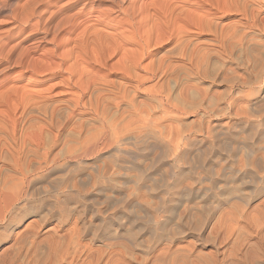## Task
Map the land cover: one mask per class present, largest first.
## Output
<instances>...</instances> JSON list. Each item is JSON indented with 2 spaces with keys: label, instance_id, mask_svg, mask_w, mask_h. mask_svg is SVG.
Wrapping results in <instances>:
<instances>
[{
  "label": "rangeland",
  "instance_id": "1",
  "mask_svg": "<svg viewBox=\"0 0 264 264\" xmlns=\"http://www.w3.org/2000/svg\"><path fill=\"white\" fill-rule=\"evenodd\" d=\"M131 1H133V0H127L126 3L128 4V2H131ZM147 1H149V0H136V3L139 6L140 4L143 5L145 2L148 3ZM160 1H162V0H160ZM176 1L177 0H175V1L171 0V3L172 2L174 3ZM63 2H67V0H63ZM63 2H61L60 4H57V5H62ZM79 5H81V4L74 6L73 11L72 10H70V11L65 10V12L63 11L61 13V16H66V15L68 16L70 13L71 14L77 13L81 8V6H79ZM97 5H99V2H96L95 6H97ZM105 5L109 6V4H105ZM101 7H106V6L101 5ZM84 11L86 12L87 9H85ZM64 14H66V15H64ZM116 14H114V15L116 16ZM6 15H5V13L0 14V21H1V23H0V29H1L0 36L2 35L7 40L8 47L15 45V43L18 44L19 42H21L20 46L22 47V49L28 48V50L31 51L30 55L32 57L30 56V59H28V61L32 62L31 59H36L37 57H40L41 52L39 50L33 51L31 48V47H33L31 45V43L33 40L35 41V39L41 37V34L37 33V34L32 35L30 33V28H27L25 32H20L19 30H13L12 26L9 24V22H10V19L8 18L9 15H7V16ZM116 17H118V16H116ZM155 17H156L155 14L152 15V18H150L151 19L150 21L155 20L152 22H157L158 20ZM162 18H163V21L162 20L161 21L164 24H162L161 21H159V23L161 22V24H159L158 22L155 23L157 30L154 29L155 31H153V33H151L152 35L154 34L153 35L154 37L152 38V40H155V42H156L155 38L157 36L155 35V33H157L160 36V34L161 35L164 34L163 33L164 30H166V32H167V33L165 32V35L169 36V37L167 38L165 36H162V37L160 36L161 38L160 37L159 38L161 40L157 39L158 40L157 42H159V40H160V42L162 44L159 43V45L157 43L154 44L152 42V46H150L146 52L147 54L145 57L147 59L145 57L142 58V61L140 63V66H142V65L144 66L146 64L145 66L147 68L145 66H144V68L148 69V70L151 67L152 68L154 67L153 68L154 70L152 68L151 69H152V71H155V76L151 80L145 81L143 84L138 85V83L136 81L137 79L135 80V78L132 79V82L131 81L130 82H124L122 80H119L120 74H117L116 71H114L111 75L110 74L111 70L108 67V65L109 66L112 65L113 64L112 62H114L116 60V58L114 61L113 60L107 61L105 68L104 67L100 68V66L95 65V68H94V66L91 68L93 71L89 69L90 71H92L90 76H92V77L94 76V77L99 78V79L96 78V80L97 81L100 80L99 82L101 84L102 83H108V82L111 83L112 80H113L112 82H114L116 80V82L121 81L120 82L121 84L126 83L125 88L126 89L128 88L127 89L128 93L126 91V93H125L126 96H124V99L126 98V101L124 99H120V97L117 99V101L119 99L121 101L124 100V102H121L119 100L120 101V104L118 105L119 107L114 108V106H116L115 105L116 103H113L114 105L111 104L110 102H113L110 99L111 97L105 96V98L103 99L105 102L102 100L101 103L98 105V106H101V108L103 107V109L105 111H103L100 107H97L98 113L101 114L103 112V114H105V112L106 113L108 112L105 115L109 116V111L112 112L113 109L114 110L116 109L115 111H113V114H115V112L118 114V111L120 113V110H123V111H121V113L122 112L124 113L126 110H129V108L130 109L133 108L132 110H129L130 112L128 111V113H126L124 116H122L123 115V113H122V115L118 114L115 118L116 114L114 116H112L113 114L111 115V113H110L111 116H109V118H107L108 116L106 117L110 121H111L110 117H112V120H114V118H115L114 122H117V121L119 122V121H122L123 119L128 120V118L131 116L130 114H132V112L134 115L136 113H139V112L135 111V109L137 110V108L135 106L137 104H138L137 105L138 108L140 106V109L141 108L143 110L145 109L144 111L146 112V111H148L147 108L150 107V106L147 107V105H154V106H151V108L155 107L156 109H158L160 107H158L159 104L157 105V103L161 102L163 105H166V104H168L166 102L167 100L170 103L173 102V105L174 104H176V105L181 104L182 105V103H184L182 107H186V109L188 111H185L186 109L183 108L185 114L183 113V114L179 115L178 113L177 114L169 113L168 115H166L169 118L165 116V114L163 113L161 108L158 110H156L155 108H152V109L149 108L146 119L148 118L151 120V116L152 117L154 116V119L156 117L157 118L159 117L158 119L155 120L156 122L154 121L153 118H152L153 120H151L150 122H151L152 127H153L154 123H157L159 128L164 126L163 127L164 132L162 131V129L158 130V128H157V133H160V135L162 137V139L161 138L160 139L162 140V142L164 141L163 143H166V145L164 144L166 147L168 144L165 141H168V143H170L169 146H173V145L178 143L177 141H174L175 139L173 137H175L177 135V137H175L177 139L180 135L182 136L185 132H187V135L185 133L183 136L194 137L196 134L197 135L199 134L198 137H203L204 130H205L203 128H206L208 126V124L213 125V126L214 125L218 126V125H223L225 122L224 125L231 126L232 124H236L238 121H240V122L244 121V120L246 121L247 117H245L243 115V114H245L244 112L242 114L244 116V118L241 116V114H239L238 117H235L233 115L236 113V116H237V112L235 111V110H237L236 104L239 103L243 107L248 100L247 99L248 95L253 94L252 96L258 97V96H261V94L264 92V67H262V65L264 64V61H263L264 47H262V45L258 43L259 42L258 40H256V43L249 42L247 44V46L245 45L246 48L244 47L242 53L239 51L240 53L238 52V54H235L236 58L238 55L241 58L238 56V60H236V58H234V57L230 59V61L232 60L231 62L234 65L229 64V65H226V67H225L224 63L222 61L217 60L214 62L215 64L208 67L207 70H205L206 72L204 71L203 73H201L200 76H195L196 74L194 71H193L194 76H192L193 72L192 71L190 72V70L188 71V69L185 66H184L185 68H183V66H181L182 63L180 62L179 58L177 59L176 57L172 56V59L168 58L166 60L165 59L166 57L162 56V55H165V53H164L165 51H167L172 45H174V43H175V41L179 35L178 32L180 30H178V29H180V28L182 29V27H178V24L179 23L182 24V22L184 24V21L179 22L180 18L174 17V19H173V17H171V15L169 17L163 16ZM162 18H160V19H162ZM190 18H188L186 24L189 25V27H187V28H189V29L192 28L191 31L192 30L193 31L191 32V31H189V29H187V31H189L188 32L189 34L191 33L192 35H196L197 34V33H195L196 31H194L195 29H193L194 25H192V24H194L193 23L194 21H191ZM56 21H57V19H55V21L53 22V25H54V23H56ZM165 22H166V24H165ZM188 23H190L191 25ZM183 24L180 26H184ZM136 25L137 24H134V26H136ZM165 25L166 26L169 25L172 28H170L169 26L163 27ZM158 26H159V28H158ZM160 26H162V27L160 28ZM156 27H154V28H156ZM164 28H166V29H164ZM172 29H174L175 32L177 31L176 33L178 35L177 34L174 35L176 38L173 35H171L172 32L170 33V31ZM174 30H173V32H174ZM172 36L174 37V39ZM249 38H251V36ZM162 39H165V40H162ZM171 39H172V41H171ZM263 39H264V37H263ZM170 41H171V43H170ZM173 41H174V43H173ZM126 46H125L126 48H124V49L126 51H128V49H129V52H130L132 47L128 46V45H126ZM259 46H261V47H259ZM41 47H43V46H41ZM258 47L260 50L258 49ZM46 49H51V47L46 46ZM256 49H258V51ZM161 53H164V54H161ZM162 57L164 58V60L161 59ZM155 59H158V60H155ZM174 59H175V61H174ZM168 60L171 61L169 64H168V62H169ZM177 60H179V62ZM151 61H154V62L156 61V63H155L156 66L155 65L153 66L154 62L151 66L150 65ZM161 61H162L163 67L160 64ZM164 61H166V62H164ZM149 62H150V64H149ZM172 62H173V64L171 65ZM216 62H218V63H216ZM247 62H249V63H247ZM32 63H31V65H29V63H28V66H30L31 71H30V68H28V69L26 68L27 72L22 73L21 76H20V74H18L20 71L19 69L13 68L10 66L9 70L6 72V75H5L6 79L4 81V85L6 86L7 91L10 88L12 89L14 87L13 88L14 93L17 91L16 93L18 94V96H19V94H22L23 92H24V94L26 92H28V93H31L33 95L35 93H39L40 95H42V97H44L46 100H48L50 102L61 101V100L64 101V100H68L71 98V94H69L71 92L68 89H66L64 86H61V84L59 85V83H60L59 77H52L50 72H48V73L45 72L46 74H44L42 72L43 69H42V71L40 70L41 67H39V66L37 67L35 64L32 65ZM174 63H178V64L174 65ZM148 64L150 66L149 68L147 66ZM157 64H158V66H157ZM159 64H160L161 68H160ZM218 64H219V66H218ZM176 65L179 67H177ZM254 65H257V66L255 67ZM140 66H139V68H137L134 71L137 73V74L135 73L136 75L133 74L135 77L137 76V78H138L141 76L140 78L142 79V76L144 74L145 75L143 77H145V76L148 77L149 73H153L151 70L147 71V73H145L143 71V67H140ZM164 66H166L165 70H164ZM169 66H172V67L175 66V67H174V69L171 67V69L167 70L168 68H170ZM217 66H218V69H215V68H217ZM34 68H36V69H34ZM37 68H39V70H40V71L38 70L39 74H36ZM180 68H183V69H180ZM156 69H157V71H156ZM162 69H163V72H162ZM172 69L175 71H173ZM171 70H172V72H171ZM180 70L182 72L187 70L188 72H186V73L181 72L182 74H180ZM232 71L233 72L235 71L236 73L235 72L233 73ZM40 72H41V74H40ZM107 72H109V73L107 74ZM165 72H166V74L167 73L168 74L167 75L164 74ZM189 72H190V74L192 73L191 77L188 76L186 78L187 73L189 75ZM42 73H43V75H42ZM138 73L140 74V76H138L139 75ZM156 73L159 77H157ZM213 73L216 76H214ZM174 74H176L177 76ZM183 74H184L186 79L183 78L184 77ZM101 75H104L107 78H105L104 76H101ZM222 75H224V76L222 77ZM242 75H243V77H242ZM166 76L176 78V80L179 81L178 84H177L175 79L168 78V80H167ZM174 76H176V77H174ZM178 76H180L181 80H183L182 83H181V80L178 78ZM204 76L206 79L204 78ZM198 77H200V78H198ZM224 79H225V81H224ZM186 80H190V81H188L189 83L187 82V84H186V82H184ZM56 81L58 84L56 83ZM103 81H105V82H103ZM167 81H169V83H168L169 85H167ZM171 81H172V83H171ZM257 81H258V84H257ZM163 82L164 83L166 82V83L162 84ZM179 83L181 85H179ZM154 84H155L156 92L159 89L158 91H160L161 94H160V92H158L157 95H156V93H154L155 92V90L153 89ZM171 84H173V85H171ZM183 84L185 87L183 86ZM132 85H133V87H132ZM137 85H138V88L136 89ZM175 85H176V87H175ZM178 85H179V87H178ZM195 85H197V86H195ZM245 85H247V86H245ZM50 86H52L53 88H51ZM127 86H129V87H127ZM157 86L158 87L160 86V88H158ZM166 86H168L169 89L172 87H174V88L169 90L168 88H166ZM170 86H172V87H170ZM142 87H145L146 89L145 88L142 89ZM49 88H51V89H49ZM147 88H149L150 90L153 89L154 94L151 91H149V89L147 92L146 91ZM178 88H180V89H178ZM182 88H184V89H182ZM11 89L7 92V97H9L8 98L9 102L7 101V97H5L6 100L4 99L3 102H1L2 104H4V106L2 104H0V120L4 119V120L0 121V129L2 130V134L0 135V137L2 136L1 141L3 140V142H4V143L0 142L1 143V145H0V211H3V212H0V264H260V263L263 264L264 263V258H263L264 257V241H263L264 240L263 239V237H264L263 236L264 235V226H263L264 225V206H263V204H264V191H263L264 190V187H263L264 181H260V183L257 184L255 187L254 184L252 185L250 183H248L246 185V181L248 182V180L245 178L243 179V180H246L244 182L241 178L236 177L240 180L239 181L235 177L228 176L229 179L226 177V179H228V181L226 180L228 183L224 179V181H221L218 184V185H220V186H218V188L220 190L217 187L216 188L218 191L216 190V188H214V186L211 187L212 185H210V184L215 179L214 175L216 174V171L219 170L220 165H221V167L223 165L222 160H221L222 158L220 157L221 161H219V158H218L219 153L217 154L218 150H216L215 148L212 149L213 151L211 150V156H210V157H213L216 159L215 160L216 164L214 161V163L212 165L213 167L207 168V166H205V169H204V167H198V164L197 165L191 164L192 167L194 166L193 167L194 170H192L191 165H185V166L184 165H179V166L175 165L176 170L174 171L173 174H171L172 176H170L167 172L168 168L166 166L165 158H164L165 151L167 152V148H165L163 145L161 147L166 149V150L158 149L160 151L159 152L157 149H154L153 151H152V149H147L146 152L144 151L145 153L143 154V155H146V157L142 156L138 160H133V162H132V159H130V158H128L129 159L128 161L126 159L128 166L123 165L121 167L122 171L120 170V166H117V165L114 166V164H113L114 162L112 161L113 159H111L110 161L112 162V164H111V166H113L112 168L117 169V170L115 169L112 174H115V172L117 171L124 176V174L127 171L129 176L125 175V178L128 177L130 179H128V178L123 179L124 177H122V175L120 176V174L118 176V173H116L117 174L116 176L115 175L112 176V174H111V176L108 175L109 177H107V175L104 173V166H106L108 163H110L109 160H108L109 162H107V159H110V157L112 158V155H113L112 152L113 151L110 148L109 149L104 148V150H105L104 151L103 149H101L103 147H100L99 148L100 150L96 149V152H95V150L92 152L93 146H94L95 142L99 139L98 135H100V131H101L99 129L100 126L98 125V124H100L101 121H98L99 122L98 124H97V122L94 123V121H97V119L101 120L99 117H96L92 113H88V112H87V114H80V113H82V110L80 111V109H79V110L73 112L75 118L74 117L73 118L71 117L72 119L69 118L62 125V127H60V129H59L60 131L59 130L56 131V128L58 127V125H56L57 127L55 126V128L51 129V131H50L48 128L46 129L44 126H40V125H43V123H41V121H38V123L36 121L35 123L34 122L31 123L30 124L31 126L29 125V128L26 131L21 132L20 124H19L20 123V118H19L20 114L19 113H21V109H22V105L20 103H21V101L24 100V97H23V94L20 97H18L17 98L18 100H15L17 102V104H15V102H13L11 100L12 99L14 100V96L16 99L17 94L15 93L16 94L15 95L12 92L13 89L12 90ZM22 89H24L25 91ZM31 90L33 92H30ZM48 90H49V92H48ZM135 90H137L136 93H135ZM141 90H145L146 92L141 91ZM163 90H164V93H163ZM165 90H167V92H165ZM168 90L171 92H169ZM190 91H191V93H190ZM9 92H11V95H9L10 94ZM18 92H20V93H18ZM131 93L134 96H131ZM39 94H37V95H39ZM162 94L163 95L166 94L167 96L168 95L169 96L168 97L166 95L163 96ZM129 95L131 96V98H129ZM106 97L107 98L109 97V99L107 100ZM19 98H20V100H19ZM21 98H23V99H21ZM156 98L159 99L158 100L159 102L155 101V100H157ZM130 99L133 102L132 101L130 102ZM153 100L155 101V103H153L154 102ZM5 101H7V103ZM117 101L115 100L114 102H117ZM244 101H245V104H244ZM211 102H212V104H211ZM102 103H103V105H102ZM105 103H107V104L110 103L111 106H109V105L107 106V105H105ZM121 103H123V104H121ZM126 103H127V105H126ZM228 103L229 104L231 103L232 105H228ZM130 104H132V105L134 104V106L129 107ZM144 104L145 105L147 104V105L144 106ZM233 104H234V106H233ZM11 105L13 107L17 106L18 108H16V110H15V108L12 109L13 107H11ZM104 105H105V108H104ZM124 105H126V106L124 107ZM181 105H179L180 108H181ZM228 106H230V107H228ZM107 107H108L109 111H108ZM143 107H146V108H143ZM117 108H119V110ZM122 108H124V109L127 108V109L124 110ZM206 108H207V110H206ZM243 108L246 109V106H244ZM6 109L9 110V112ZM140 109H138V111L142 112L143 110L141 109L142 110L141 111ZM154 109L156 111H158V113L153 111ZM13 110H15L16 112L14 113ZM224 110H226V111L224 112ZM150 111L152 113H150ZM215 111H217L218 113ZM160 112H162V113H160ZM210 112H213V113H210ZM219 112L222 115H220ZM8 113H11V114H8ZM7 114H8V116H7ZM73 114H72V116H73ZM161 114H163V116ZM13 115H15V116H13ZM119 115H120V117H119ZM143 116H146V114L143 113ZM164 116L167 119H165V118L163 119ZM240 116H241V118H240ZM11 117H13V118H11ZM77 117L79 118V121L84 120L83 122H81L83 124V126L81 128V132H80V129H78L79 130L78 131L76 128V125L79 122ZM16 118H17V120H16ZM81 118H83V119H81ZM11 119H13V120L15 119V125L13 123H11L12 122ZM85 119H86V121H85ZM93 119H96V120H93ZM76 120H77V122H76L77 124L75 125V122H73V121H76ZM90 120L93 122H91ZM164 120H166V121H164ZM206 120H207V122H206ZM159 121H161L162 123H160ZM111 122H113V121H111ZM73 123H74V125H73ZM88 123L90 124V127L88 126L89 125ZM64 125H65V127H63ZM203 125L206 127H204ZM179 126H180L179 129L182 133L178 129ZM96 127L100 131L97 130ZM172 127L174 129H172ZM13 128H14V130H13ZM72 128H73V130H72ZM166 128H170L171 130L170 129L165 130ZM186 128H188V130ZM175 129L178 132L174 131ZM184 129H186L185 132H184ZM199 129L202 131L203 134L198 133ZM93 130H95V131H93ZM29 131H30V133H29ZM52 131H54L53 133H55V134H53ZM55 131L58 133H56ZM75 131H78V132H75ZM91 131L93 133L99 132V134L93 135V133ZM168 131H169V133H168ZM172 131H174V133H176L175 136H174V133H172ZM25 132H26V134H25ZM73 132H75V134ZM66 133H68V134H66ZM78 133H79V136H77ZM170 133L172 135H170ZM178 133L179 134L181 133V134L179 135ZM191 134H193V135L191 136ZM7 135L10 136V138L12 140H10V139L5 140L6 137H8ZM47 135H49V136H47ZM53 136L55 139L53 138ZM89 136L91 138L93 136H96L97 139H96V137H94L95 142L94 141L91 142L93 140V138L92 139L90 138L91 139V141H90V139L88 138ZM167 136L169 137L168 140H167V138H168ZM3 137H5V138H3ZM75 137L77 139H75ZM84 137H85V139L87 138L86 140H89V141H85L83 139ZM165 137H167V138H165ZM41 138H43V139H41ZM73 139H75V140H73ZM82 139L84 140V142H90L91 145H93V146H88L87 145L88 143H83ZM47 141L50 143H48ZM78 141H79V143H78ZM172 141H174V142L172 143ZM260 141H259V145H262V147L264 148V146H263L264 138H261ZM76 142L78 143L79 146L76 145ZM97 143L98 142H96V144ZM179 144H181V143H179ZM47 145H49V146H47ZM67 145H69V146H67ZM71 145L77 146L76 149L79 147L77 150H79L80 152H82V149H84V148L87 149V147H90L88 149H91V147H92V150L89 152L91 155L90 154H87V156L81 155L82 157H80L81 153H78V156H79V158H78L77 153H76L77 150L75 149V146L72 147ZM81 145L84 148H82ZM83 145H85V146H83ZM30 148H32V149H30ZM46 148L47 149L49 148V149L47 150ZM64 148H65V150L68 148L67 153L68 154L70 153L71 155H69V156L66 155L65 150H63ZM70 148H74V150L72 149L71 150L72 152H69ZM128 148H133V147L129 146ZM33 149H34V151H33ZM45 149H46V151H45ZM30 150H32V151H30ZM35 150H36V152H35ZM155 150L157 153H154ZM73 151L75 152V154ZM262 151H264V150H262ZM43 152H45V154ZM163 152H164V154H163ZM110 153H112V154L110 156H108ZM160 153H161V155H160ZM33 154H36V155L33 156ZM56 154H59L58 155L59 158L57 157ZM97 154H98V156H97ZM162 154H163V157H161ZM241 154H242L241 151H239L236 154L238 159L236 158V156H235V158L232 159V162H231L232 165L230 164L232 166V168H233V165H234V167L238 166L241 169L243 167L249 168L246 165L248 163H245L247 161L242 160V158H241V160L244 162L239 160L240 157H242ZM259 154L262 156L264 155L263 152L262 153L260 152ZM42 155H44L45 158ZM104 155L106 157H104ZM158 155H160V157L162 159L158 158L159 157ZM75 156H77V158ZM107 156H108V158H107ZM153 156H154V158H153ZM155 156H157L156 158H158V159H156ZM73 157H75V158H73ZM102 157H104L106 159L107 164H104L105 162H103V161H105V160ZM39 158L41 160H43L42 163L44 165L41 163V160ZM68 158H70L71 160ZM163 158H164V160H163ZM217 158H218V160H217ZM45 159H46V161H45ZM47 159H49L48 162H47ZM145 159L149 160L147 162L149 165L145 163V161H146ZM151 159L154 161H152ZM234 159L236 161H233ZM51 160L54 162H51ZM49 161H50V163H49ZM101 161L103 163H101ZM134 161L135 162L139 161V163H137V162L135 163ZM156 161L158 164L160 162V164L159 165L156 164ZM218 161H219V163H218ZM21 162L23 165H21ZM56 162L59 164L62 163L61 166L58 164V166H59V167L57 166L58 169L53 167V165H55V167H56V165H57ZM67 162L69 164H67ZM152 162L153 163L155 162L154 164L156 166ZM47 163H49L50 165L52 164V165L47 166L48 165ZM74 163H75V165L77 164V166H75ZM143 163H145V164H143ZM242 163H245L246 166ZM129 164H130L131 170L129 168H127V167H129ZM138 164H142L144 167H145V165H147L146 168L148 166L151 167V169L149 167L148 172H150V173H148V174H151L150 177H152V179H155V180H153L155 182L150 183V182H148L149 181L148 179H145V181L143 180V182L138 180V176L136 175V170L138 173V166H139ZM240 164L242 167L240 166ZM36 165L42 166L44 170L42 168H41V170L38 169L40 166L37 168ZM65 165H69V167H71L70 170H69V168L67 170H68V172L71 173V175H73V177L72 176L68 177L67 181L64 180L67 177H64L63 180L61 178H63L64 174L70 175V173H68L66 171H65L66 173L64 171L63 172L62 171H59V172L56 171V170H59L60 167L63 168ZM90 165H92V166H90ZM102 166H103V168H102ZM131 166H133V168ZM180 166H182V167H180ZM30 167H31V169H30ZM92 167H94L95 169ZM159 167H161V169ZM221 167H220V169H221ZM238 167L235 169H238ZM33 168H35V170ZM50 168L51 169L53 168V170H51ZM100 168H102L103 170L100 171ZM123 168H126V170ZM177 168H180L179 170L180 171L183 170L184 172H181L182 174L180 175L179 174L180 172L178 173L179 170H177ZM195 168H197V170H195ZM198 168L201 170L199 171ZM245 168L242 170H245ZM71 169H73V171L74 170L75 171L72 172ZM97 169H98V171H97ZM127 169H129V170H127ZM206 169H209L211 171L208 170L209 171L208 172ZM123 170H125V171H123ZM49 171H50V174H49ZM54 171H56L58 174ZM133 171H135V172H133ZM45 172H46V174H45ZM61 172L63 173V175ZM41 173H44V174L41 175ZM100 173H101V176H99ZM103 173L105 176H103ZM162 173L164 174L163 176H166L167 179H169V180H167L165 177H164L165 179L164 178L162 179V177H163ZM183 173H184V175H183ZM194 173L197 175H195ZM202 173L204 175H202ZM59 174L62 175V177L60 176L61 178L59 177ZM130 174H131V177L133 179L130 177ZM132 174L134 176H132ZM167 174H168V176H167ZM66 175H64V176H66ZM85 175H88V176H85ZM211 175H213V177ZM217 175H219V174L217 173ZM36 176H38V177H36ZM54 176H56L55 179H57V180L60 179V181L62 180L64 182V185L62 183V185H63L62 186L61 184H59L60 181H57L55 179L51 180L52 177H54ZM74 176H75V179H74ZM90 176H91V178H90ZM159 176H162V177H159ZM176 176H177V179H179V180L176 179ZM179 176H181L180 177L181 179L179 178ZM203 176H205V179ZM206 176H207V178H206ZM33 177H36V179ZM87 177H89L90 180L87 179ZM211 177L214 179H212ZM215 177H216V175H215ZM19 178H20V180H19ZM45 178L48 180H46ZM105 178L108 179L107 182L104 180H99V179H105ZM33 179H34L33 182L29 181V180H33ZM112 179H114V180H112ZM120 179H122V180H120ZM232 179H234V180H232ZM87 180H89V181H87ZM134 180H137L138 183H135ZM163 180L164 181L166 180V181L163 182ZM176 180L179 181V183L177 182V184H176ZM46 181H48V182H46ZM68 181L71 184H69ZM85 181H87V183H83ZM102 181H104L106 183L104 184ZM121 181L123 182V185H122ZM150 181H152V180H150ZM194 181H197V182L194 183ZM51 182H55V184L57 183V186H58V184L60 186L59 187L55 186V189H53V187H49L50 185H48V183L51 184ZM108 182H109V185L111 184L110 187H109V185H106V184H108ZM158 182L159 183L162 182V183L159 184ZM167 182H168V184L165 185V189H167V190L162 189L161 187L164 186L162 184H165ZM208 182H209V184H208ZM242 182H244V183H242ZM18 183H19V185H18ZM29 183H30V185H29ZM172 183H174L175 186L172 185ZM190 183L192 185H190ZM240 183H241L242 187L240 186ZM42 184H43V186H42ZM65 184L69 185V186L65 187ZM102 184H104L105 186H103ZM207 184H208V186H206ZM222 184H223V187L221 186ZM4 185H5V188L8 189V191L4 188ZM39 185L41 186L40 187L41 190L43 189L42 190L43 194L40 193L41 191L38 192V189H39L38 186ZM71 185L72 186L75 185L74 188L71 187ZM170 185H171V187H170ZM193 185H195V186H193ZM1 186L4 190H6L5 191L6 193L3 191ZM47 186H48V188H50V190L47 189ZM51 186H54V185L51 184ZM152 186H154L153 187L154 189H152ZM179 186H180V188L182 187L183 190H184L183 187H185V186L188 187V189L185 188V190H187L188 192L187 191H185V192H186V194L189 193L191 196L189 194L187 196L186 194H184L185 192H182L181 197L175 198L173 203H175V202L176 203L174 205H172V203H167L168 202L167 200L172 197L171 194L178 192L173 187H177V189L180 190ZM246 186H247V188H246ZM56 187H57V189H56ZM67 187L70 188V190ZM201 187L203 188V190L206 188L209 189L208 193L203 194V193H200V191H197V189L198 188L200 189ZM59 188L62 189V191ZM75 188H81L82 190L80 189V191L82 193L79 191V189H75ZM193 188H196V189H193ZM202 188L200 190H202ZM211 188L215 189V190L213 189L214 192ZM13 189H15V190H13ZM27 189H28V192H27ZM33 189L35 192V194L33 192L35 197L32 198L33 195H31V197H30V194H31L30 190H33ZM58 189H59V192H57ZM155 189H157V191ZM172 189H174V190L172 191ZM235 189L236 190L238 189V190L236 191ZM250 189H251V191H250ZM259 189H260V191H259ZM48 190L50 193L48 192ZM63 190H64V192H63ZM153 190H155V191H153ZM168 190H169V193H167ZM170 190H171V192H170ZM203 190L201 192H203ZM232 190L233 191L235 190V191L233 192ZM11 191L14 193H12ZM15 191H16V193H15ZM25 191H26V193L24 194ZM97 191H98V193H97ZM150 191H152V192H150ZM191 191H193V192H191ZM252 191H253V193H252ZM3 192L5 194H3ZM18 192L21 194L19 195ZM69 192L74 193V194L70 195ZM116 192H121L122 193L121 196L124 195L123 197H126L130 200L133 198L132 201H139L140 202L139 206H141L142 208L146 207V209L150 210V211H148V212L145 211L146 213H142L144 210L139 209L140 208L139 206L133 207L134 205H132V207H127L128 205H126V204L128 202L126 203L122 199L121 200L118 199V201L120 200L119 202L117 201L118 205H116V203H114L113 201H112L113 205L112 204L110 205V203H112V202L109 203V201L106 199V196H108V197L111 196L113 198L109 197V199L115 200V198L117 199ZM196 192H198V194ZM238 192H240L241 194L239 193V195H238L237 194ZM27 193H28V195H27ZM36 193L39 195L37 196ZM61 193H63L64 195ZM65 193H67V194H65ZM126 193H127V195H126ZM130 193H131V195H130ZM192 193H193V195H192ZM8 194H11V196ZM14 194L15 195L17 194L18 196H14L15 198H13ZM200 194H202L204 197ZM217 194H219V195L217 196ZM24 195H25V197H23ZM65 195H70L73 197L70 198V196H69V198H68V196H66V199H65ZM99 195L101 196V198L99 197ZM102 195H103V197H102ZM129 195H130V198H129ZM165 195H166V197H165L166 199L164 198L165 200L163 202L162 198ZM199 195L202 197H199ZM60 196H61V198H60L61 202L58 201L59 200L58 197H60ZM80 196H82V197H80ZM104 196H105V198H104ZM167 196H168V199H167ZM233 196H234V200L232 201ZM55 197H56V199H55ZM235 197H236V200H235ZM237 197L242 198V200H239L240 198L238 199ZM245 197L248 200H246ZM7 198H8V200H7ZM82 198L84 199V202H83ZM102 198H104V199H102ZM126 198H124V199L127 200ZM159 198L163 202L162 205H164V207H162V206L159 207L161 209H159L157 207V205H159L161 203ZM180 198H182V199H180ZM230 198H232V199H230ZM20 199H21V201H20ZM62 199L64 200V204L62 202ZM6 200L9 202L7 203ZM22 200H23V202H22ZM103 200H105V202ZM85 201H87V202H85ZM122 201H124V203ZM243 201L245 202V204ZM106 202L109 203V205ZM130 203L131 202H129L128 204H130ZM5 204L7 206H5ZM82 204H83V206H81ZM156 207H157L158 211L160 210L159 212L157 210H155ZM128 208H130V209H128ZM151 209L153 210L152 212H151ZM130 210H131V216L129 214ZM154 210L156 212H154ZM124 211L129 212V213H126ZM170 212H171V214H170ZM112 213L113 214L115 213V214L113 215ZM118 214H119L118 219L117 218L114 219V217H117ZM112 217H113V219H112ZM155 217H156V219H155ZM255 217H258V218H255ZM134 219H135V221H133ZM109 220H111V221H109ZM148 220H152V221H156V222L159 221L158 226H156V228H153L154 230H152L151 227L148 228L149 224L147 225V223H146V221H148ZM254 221H256L255 222L256 224L254 223ZM258 222H260V223H258ZM260 224H261V226H260ZM255 225H257V226L259 225L258 228H256L257 226H255ZM96 227H97V229H96ZM144 227H146V228H144ZM259 228H261V229H259ZM260 246H261V249L256 250L257 252L258 251L261 252L259 254L260 256H258L259 252L257 253L254 249L255 248L258 249V247L260 248ZM254 251L257 253V255ZM258 257L259 258L262 257L263 259L260 258L261 260H257ZM254 258H255V260H254Z\"/></svg>",
  "mask_w": 264,
  "mask_h": 264
},
{
  "label": "bare ground",
  "instance_id": "2",
  "mask_svg": "<svg viewBox=\"0 0 264 264\" xmlns=\"http://www.w3.org/2000/svg\"><path fill=\"white\" fill-rule=\"evenodd\" d=\"M127 0H67V2H63V0H0V14L2 13H5V15H9V19H10V22L9 24L12 26V29L13 30H19L20 32H25L27 28H30V33L33 35V34H37V33H40L41 34V37L35 39V41L33 40L31 45L33 47L32 50L33 51H40L41 52V56L40 57H37L36 59H31L32 62L28 61V59H30V52L27 49H22V47L20 46V43L19 42L18 44L15 43V45H12L11 47H8L7 45V40L1 35L0 36V104H2L1 102H3V100L7 97V92L11 89H9L7 91V88L6 86L4 85V81H5V75H6V72L9 70L10 66L13 67V68H17L19 69V73L20 76L22 73H25L27 72L26 68H30V66H28V63L29 65H32L35 64L37 67H41L40 70L42 71L43 69V73L46 74L48 72L51 73V76L52 77H59V85L61 84V86H64L66 89H68L71 93V98L68 99V100H64V101H54V102H50L48 100H46L44 97H42V95H40L39 93H35L34 95L31 94V93H28L26 92L24 94V92L22 93L23 94V97H24V100L21 101V105H22V109H21V113H19L20 115V130L21 132H24L26 131L28 128H29V125L31 123H35L37 121H41V123H43V125H40V126H44L46 129L48 128L50 131L51 129L55 128L56 125H58V127L56 128V131L60 129V127H62V125L69 119V118H73L74 117V114L73 112L74 111H77L80 109V111L82 110V113L80 114H87L88 113H92L94 116L96 117H99L101 120H98L97 121H94L97 122V124L99 123L98 121H101L100 124H98L100 126V130L97 128V130L100 131V135L99 132H96V133H93V135H98L99 136V139L96 141L98 142L96 144V142L94 141V137L96 136H93V140L91 141V137L89 136L88 138L90 139L91 142H95L94 146L91 145L90 142H84L85 141H89V140H86L85 137L82 139L83 140V143H88L87 145L88 146H93V150H92V147L91 149H88L90 147H87L82 149V152H80L79 150L76 149L77 146H75V149L77 150V156H78V153H81L80 154V157L82 156H87V154H90L89 152L92 150V152L95 150L96 152V149H99L100 147H103L101 149L104 150L105 149H111L113 152V155H112V158L110 157V159H107V162H109L111 159H113L112 161L114 162V166H120V170H121V167L123 165L125 166H128L127 164V161L129 160L128 158L132 159V162L133 160H138L140 157L142 156H145L146 155H143L147 149H152V151L154 149H162V150H166L164 148H162L161 146L163 145L165 148H167V152L165 151V155H164V158H165V163H166V166H167V172L170 176H172L171 174L174 173V171L176 170L175 169V165H191V164H198V167H204L205 169V166H207V168L209 167H213V163L214 161L216 160L215 158L213 157H210L211 156V150L213 148H215L216 150H218L217 154L219 153L218 155V158H219V161L222 160V167L220 169L219 167V170L216 171V177L214 175V178L213 175H211L212 179H214L212 181V183L210 185H212L211 187L214 186V188H218V185L221 181H225L227 180L228 181V176H232V177H238V178H241L242 180L245 178L248 180V182L246 180H243L244 182L246 181V185L248 183L250 184H254V186L256 187L257 184L260 183V181H264V155H260L259 153L263 152L262 150H264V148L262 147V145H259V141L261 138H264V92L261 94V96H258V97H254L252 96L251 94L250 95H246L248 98L246 104H245V101H244V106H246V109L242 107V105H240L239 103L236 104L237 105V110H235L237 112V116H236V113L233 115L235 117H238L239 114H241V116L244 118L247 117V120L245 121H238L236 124H232L231 126L229 125H209L208 123V126H204L206 128H203L205 129L204 130V135L203 137H198V135L196 134L194 137H188V136H183L185 133L187 135V132H185L186 129H184V134L181 136L180 134L182 133L180 131V126L178 127L179 131L181 132L179 135V137L176 139L175 137H177L176 133H174V131H176V129L174 131H172V133H174V136L173 137L174 141H177L178 143L173 145V146H169L170 143H168V141H165L167 142V147L165 146L166 143H163L162 142V137L160 135V133H157V128L158 130L162 129L163 131V127L159 128V126L157 125V123H154L153 127L151 126V120L154 119V116L152 117L151 116V120L150 119H146L147 117V113L149 111V108H151V106H154V105H147V108L148 111H144L142 108V110L140 109V106L138 108V104L135 105L137 110L135 109L136 112H139V113H136L135 115L133 114H128L129 118L128 120L127 119H123L122 121H117V122H114L115 121V118L118 114H121V111L123 110H120V113L118 111V114L115 112V114H113V111H115L113 108V111H109L108 107V111H109V116H114L115 115V118L114 120H112V117H110L111 122L109 119V116L108 115H105L107 114L105 112V114H103V112L101 114L98 113V109L97 107H100L101 106H98L101 101L105 98V96H109L111 97V101L113 102H110L111 104L113 103H116L114 106L115 107H119L118 105L120 104V99H124V96H126V91L128 93V88L126 89V83L125 84H121L120 82L121 81H117L116 80L114 82H112L111 80V83H100L99 81L100 80H96L97 77H92L90 76L91 75V72L93 71L91 68L94 66L95 68V65H98L101 67H104L106 66V62L107 61H110V60H116L114 62H112L113 64L112 65H108V67L110 68V74L112 75V73L114 71L117 72V74H120V78L119 80H122L124 82H132V79L135 78V80L137 81L138 85L140 84H143L145 81H148V80H151L154 76H155V71H152V69L154 68H150L149 70L148 69H145L144 66L146 65H142L140 66V63L142 61V58H144L146 56V52L148 50V48L150 46H152V42L155 44L157 43L159 45L162 44L160 42V38L162 36H165V37H169V36H166L165 35V32L166 30H164V34L160 36L155 33V36L156 38V42L155 40H152V38L154 37L151 33H153V31H155L154 29L157 30V27L155 25V23H159V21H163V16L165 17H169L171 15V17H177V18H180L179 22H182L184 21V24L182 22V24L184 26H180L182 24H180L178 21V27H182V29H178L180 30L178 33L179 35L175 32L174 29H172L170 31L171 35H178L174 45H172L167 51H165V55H162V56H165L166 60L168 58H171L172 59V56L176 57L177 59L179 58L180 62L182 63L181 66H183V68H187L188 71L190 70V72L194 71L195 72V76H200L201 73H203L205 70H207L208 67L212 66L213 64H215L214 62L215 61H222L224 63V66L226 67V65H229V64H233L230 59L231 58H236L235 57V54H238V52L240 51L241 53L243 52V49L244 47L246 48L247 44L249 42H253V43H256V40H258L257 42L259 44L262 45V47H264V0H177L176 2H172L171 3V0H149L147 1L148 3H142L143 5H140L138 6V4L136 3V0H133L131 2H128V4L126 3ZM172 1H175V0H172ZM61 2H63L62 5H57V4H60ZM96 2H99V5L95 6ZM138 2V1H137ZM140 2V1H139ZM78 4H81L79 6H81L80 10L75 13V14H70L67 16H61V13L65 10H72L73 11V8L74 6L78 5ZM105 4H109V6L105 5ZM101 5H104L106 7H101ZM78 7V6H77ZM87 9V11L85 12L84 10ZM153 10V11H152ZM153 12V13H152ZM118 15H117V14ZM114 14H116V17ZM155 14V18L158 20L157 22H152V21H155V20H152L150 21L152 18V15ZM6 15V16H7ZM63 15V14H62ZM115 16V17H114ZM162 16V17H161ZM114 17V18H113ZM191 17V18H190ZM162 18V19H160ZM188 18H190L191 21H194L192 25H194V28L195 29L194 31H196L195 33H197L196 35H192L191 33L189 34L188 32L191 31V29L187 28L189 27V25H187V20ZM4 19V18H3ZM8 19V20H9ZM55 19H57L56 23H54L53 25V22L55 21ZM193 19V20H192ZM167 20V19H166ZM170 20V19H169ZM168 20V21H169ZM3 21V20H2ZM161 21V22H162ZM6 22V21H5ZM161 22L159 24H161ZM170 22V21H169ZM189 22V21H188ZM1 23V21H0ZM168 23V22H167ZM172 23V22H171ZM192 23V22H191ZM134 24H137L136 26H134ZM162 24H164L162 22ZM166 24V22H165ZM177 24V23H176ZM190 24V23H188ZM158 25V24H157ZM191 25V24H190ZM169 26V25H167ZM166 25L163 26V27H167ZM156 27V28H154ZM162 26H160L161 28ZM170 27V26H169ZM175 27V26H174ZM192 27V26H191ZM159 28V26H158ZM172 28V27H170ZM7 29V28H6ZM163 29V28H162ZM166 29V28H164ZM187 29H189V31H187ZM168 30V29H167ZM174 30V32H173ZM1 31V29H0ZM9 31V30H8ZM18 31V32H19ZM193 31V30H192ZM191 31V32H192ZM158 32V31H157ZM167 33V32H166ZM175 33V34H174ZM39 35V34H38ZM170 35V34H169ZM251 38H249L250 36ZM37 36V35H36ZM172 36V37H173ZM32 37V36H31ZM160 37V38H159ZM175 37V36H174ZM173 37V39H174ZM176 38V37H175ZM157 39H160L159 42H157L158 40ZM166 39V38H165ZM165 39H162V40H165ZM168 40V39H167ZM172 41V39H171ZM170 41V43H171ZM163 42V41H162ZM164 43V42H163ZM252 43V44H253ZM153 44V45H154ZM131 46L132 49L131 51L129 52V49L128 51H126L124 48H126L127 46ZM157 45V46H158ZM246 45V46H245ZM43 46V47H41ZM46 46H50L51 49H46ZM126 46V47H125ZM156 46V45H155ZM29 47V48H30ZM261 47V46H259ZM258 47V49H259ZM26 48V47H25ZM258 49H256L258 51ZM262 49V48H261ZM247 50V49H246ZM260 50V49H259ZM32 51V52H33ZM263 51V50H262ZM239 52V53H240ZM164 53H161V54H164ZM40 54V53H39ZM154 54V53H153ZM245 54V53H244ZM262 55V54H261ZM264 55V54H263ZM148 56V55H147ZM239 56V55H238ZM238 56L236 58V60H238ZM32 57V56H31ZM118 57V58H117ZM161 57V56H160ZM240 57V56H239ZM146 58V57H145ZM159 58V57H158ZM241 58V57H240ZM147 59V58H146ZM145 59V60H146ZM153 59V58H152ZM161 59L164 60V58L162 57ZM160 59V60H161ZM155 60H158V59H155ZM159 60V61H160ZM179 60H177L179 62ZM168 64L171 62L170 60H168ZM175 61V59H174ZM230 61V62H229ZM252 61V60H251ZM263 61H264V58H263ZM154 61H151V64L149 62V64L152 66ZM166 62V61H164ZM156 61L154 62L153 66L155 65ZM180 63V64H181ZM218 63V62H216ZM249 63V62H247ZM110 64V63H109ZM149 64L147 65L148 68L150 67ZM160 64L162 65V61L160 62ZM159 64V66H160ZM167 64V63H166ZM165 64V65H166ZM173 64V62L171 63V65ZM175 64H178V63H174ZM221 65V64H220ZM234 65V64H233ZM241 65V64H240ZM247 65V64H246ZM140 67H143V71L145 73H147V71H152L153 73H149V76L148 77H143L142 76V79L140 78V74L137 78V76L135 77L134 75H136L137 73L134 72L137 68ZM156 66V65H155ZM158 66V64H157ZM168 66V65H167ZM177 66V65H176ZM185 66V67H184ZM219 66V64H218ZM218 66L217 68L215 69H218ZM232 66V65H231ZM237 66V65H236ZM235 66V67H236ZM250 66V65H249ZM255 67L257 65H254ZM146 67V66H145ZM163 67V65H162ZM165 67L164 66V70H165ZM170 68H168L167 70L171 69L172 66H169ZM175 67V66H174ZM174 67H172L174 69ZM179 67V66H177ZM176 67V68H177ZM260 67V66H259ZM262 67H264V64L262 65ZM108 68V69H109ZM147 68V67H146ZM157 68V67H156ZM159 68V67H158ZM161 68V66H160ZM183 68H180V69H183ZM223 68V67H222ZM221 68V69H222ZM36 69V68H34ZM92 71H90V70ZM142 69V68H141ZM172 69V70H173ZM179 69V68H178ZM210 69V68H209ZM208 69V70H209ZM220 69V68H219ZM225 69V68H224ZM39 68H37V73L36 74H39ZM154 70V69H153ZM171 70V72H172ZM213 70V69H212ZM30 71H31V68H30ZM157 71V69H156ZM175 71V70H173ZM178 71V70H177ZM187 70L184 71L185 73L188 72ZM214 71V70H213ZM46 72V73H45ZM138 72V71H137ZM162 72H163V69H162ZM161 72V73H162ZM179 72V71H178ZM180 70V74L184 73ZM189 72V75L187 73V76H190L191 77V74ZM194 72H193V75L194 76ZM206 72V71H205ZM217 72V71H216ZM226 72V71H225ZM233 72V71H232ZM235 72V71H234ZM233 72V73H234ZM35 73V72H34ZM42 73V75H43ZM109 72H107L108 74ZM136 73V74H135ZM158 73V72H157ZM156 73V75H157ZM170 73V72H169ZM232 73V74H233ZM236 73V72H235ZM41 74V72H40ZM106 74V73H105ZM116 74V75H117ZM134 74V75H133ZM166 74V72L164 73ZM168 74V73H167ZM166 74V75H167ZM178 74V73H177ZM214 74V73H213ZM212 74V75H213ZM48 75V74H47ZM176 75V74H174ZM186 75V74H185ZM203 75V74H202ZM101 76H104V75H101ZM162 76V75H161ZM160 76V77H161ZM172 76V75H171ZM177 76V75H176ZM174 76V77H176ZM182 76V75H181ZM184 76V74H183ZM182 76V77H183ZM214 76H216L214 74ZM224 75H222L223 77ZM236 76V75H235ZM258 76V75H257ZM105 77V76H104ZM157 77H159L157 75ZM163 77V76H162ZM167 77V78H166ZM165 78L168 80V78H172V79H175L176 78H173V77H168L166 76ZM202 77V76H201ZM219 77V76H218ZM240 77V76H239ZM243 77V75H242ZM260 77V76H259ZM107 78V77H105ZM114 78V77H113ZM156 78V77H155ZM178 78L181 80L180 76H178ZM185 78V76L183 77ZM185 78V79H186ZM196 78V77H195ZM194 78V79H195ZM200 78V77H198ZM205 78V76H204ZM210 78V77H209ZM99 79V78H97ZM104 79V78H103ZM115 79V78H114ZM189 79V78H188ZM206 79V78H205ZM260 79V78H259ZM52 80V79H51ZM107 80V79H106ZM118 80V79H117ZM174 80V81H175ZM255 80V79H254ZM58 81V80H57ZM56 81V83H57ZM183 80H181V83H182ZM190 81V80H186L184 82H187ZM223 81V80H222ZM225 81V79H224ZM247 81V80H246ZM102 82V81H101ZM105 82V81H103ZM119 82V83H118ZM177 84L179 81H177ZM183 82V83H184ZM157 83V82H156ZM155 83V84H156ZM166 83V82H165ZM164 82L162 84H165ZM169 81H167V85ZM172 83V81H171ZM175 83V82H174ZM189 83V82H188ZM256 83V82H255ZM58 84V83H57ZM133 84V83H132ZM155 84L153 85V89L155 90ZM161 84V85H162ZM185 84V83H184ZM183 84V86H184ZM219 84V83H218ZM257 84H258V81H257ZM129 85V84H128ZM135 85V84H134ZM138 85L136 87V89L138 88ZM151 85V84H150ZM173 85V84H171ZM179 85H181L179 83ZM178 85V87H179ZM234 85V84H233ZM256 85V84H255ZM254 85V86H255ZM53 86V85H52ZM52 86H50L51 88H53ZM55 86V85H54ZM136 86V85H135ZM197 86V85H195ZM247 86V85H245ZM12 87V86H11ZM49 87V86H48ZM129 87V86H127ZM133 87V85H132ZM152 87V86H151ZM158 87V86H157ZM163 87V86H162ZM165 87V86H164ZM172 87V86H170ZM176 87V85H175ZM185 87V86H184ZM189 87V86H188ZM192 87V86H191ZM9 88V87H8ZM14 88V87H13ZM12 88V89H13ZM26 88V87H25ZM49 88V89H51ZM59 88V87H58ZM145 88V87H142V89ZM160 88V86L158 87ZM157 88V89H158ZM166 88L169 89L168 86H166ZM174 87L170 88V89H173ZM11 89V90H12ZM16 89V88H15ZM21 89V88H20ZM61 89V88H60ZM63 89V88H62ZM131 89V88H130ZM133 89V88H132ZM146 89V88H145ZM148 89L147 88V92H148ZM153 89H149V91H151L152 93L154 92ZM169 89V90H170ZM180 89V88H178ZM184 89V88H182ZM186 89V88H185ZM199 89V88H198ZM250 89V88H249ZM18 90V89H17ZM24 90V89H22ZM21 90V91H22ZM65 90V89H64ZM159 90V89H158ZM154 93H157L160 92L158 91ZM168 90V91H169ZM252 90V89H251ZM25 91V90H24ZM39 91V90H38ZM44 91V90H43ZM134 91V90H133ZM137 90H135V93H136ZM141 91H145V90H141ZM145 91V92H146ZM188 91V90H187ZM254 91V90H253ZM14 93V89L12 91ZM17 92V91H16ZM15 92V93H16ZM30 92H33L32 90ZM49 92V90H48ZM165 92H167V90H165ZM171 92V91H169ZM204 92V91H203ZM11 95V92H9ZM14 93V94H15ZM20 93V92H18ZM130 93V92H129ZM134 93V92H133ZM139 93V92H138ZM137 93V94H138ZM150 93V92H149ZM153 93V94H154ZM163 93H164V90H163ZM176 93V92H175ZM191 93V91H190ZM206 93V92H205ZM249 93V92H248ZM251 93V92H250ZM255 93V92H254ZM17 94V93H16ZM15 94V95H16ZM22 94H17V97L15 99V96H14V100L10 99L11 101L15 102V104H17V102L15 100H18L17 98L20 97ZM39 94V95H37ZM61 94V93H60ZM65 94V93H64ZM68 94V95H69ZM125 94V95H124ZM147 94V93H146ZM161 94V92H160ZM168 94V93H167ZM170 94V93H169ZM208 94V93H207ZM240 94V93H239ZM67 95V94H66ZM163 95V94H162ZM166 94H164L163 96H165ZM191 95V94H190ZM193 95V94H192ZM131 96H134L132 95L131 93ZM131 96L129 95V98H131ZM155 96V95H154ZM161 96V95H160ZM162 96V97H163ZM167 96V95H166ZM169 96V95H168ZM167 96V97H168ZM171 96V95H170ZM174 96V95H173ZM189 96V95H188ZM204 96V95H203ZM207 96V95H206ZM232 96V95H231ZM245 96V95H244ZM60 97V96H59ZM109 97L106 99L108 100ZM120 97V101L117 99ZM181 97V96H180ZM192 97V96H191ZM205 97V96H204ZM8 98L7 97V101H8ZM11 98V97H10ZM134 98V97H133ZM132 98V99H133ZM23 99V98H21ZM62 99V98H61ZM65 99V98H64ZM105 99V100H106ZM148 99V98H147ZM153 99V98H152ZM155 99V98H154ZM157 99V98H156ZM161 99V98H160ZM166 99V98H165ZM171 99V98H170ZM169 99V100H170ZM20 100V98H19ZM117 101V102H114V101ZM126 101V98L124 99ZM121 101V102H124ZM129 100V99H128ZM159 99L155 100L156 102L158 101ZM167 100V99H166ZM172 100V99H171ZM194 100V99H193ZM206 100V99H205ZM231 100V99H230ZM229 100V101H230ZM7 101H5L7 103ZM52 101V100H51ZM104 101V100H103ZM110 101V100H109ZM108 101V102H109ZM132 100L130 99V102ZM154 101V100H153ZM155 101L153 103H155ZM162 101V100H161ZM181 101V100H180ZM179 101V102H180ZM183 101V100H182ZM4 102V103H5ZM9 102V101H8ZM105 102V101H104ZM133 102V101H132ZM159 102V101H158ZM168 104L166 105H163L161 102L160 103H157V105L159 104L158 107H160L163 111V113L166 115H168L169 113L171 114H183L184 113V109H186V107H182L184 103L181 104H174L173 105V102L170 103L168 100L166 101ZM232 102V101H231ZM19 103V102H18ZM107 103H105V105H109ZM129 103V102H128ZM176 103V102H175ZM178 103V102H177ZM235 103V102H234ZM237 103V102H236ZM9 104V103H8ZM123 104V103H121ZM162 104V105H161ZM165 104V103H164ZM210 104V103H209ZM212 104V102H211ZM4 106V104H2ZM103 105V103H102ZM105 105H104V108H105ZM114 105V104H113ZM127 105V103H126ZM124 105V107L126 106ZM141 105V104H140ZM144 104V106H146ZM176 105V106H175ZM181 105V108L180 106ZM208 105V104H207ZM228 105H232L231 103ZM15 106V105H14ZM132 107L134 106V104H130L129 107ZM143 106V105H142ZM179 106V107H178ZM234 106V104H233ZM9 107V106H8ZM11 107H13L11 105ZM157 107V108H158ZM188 107V106H187ZM200 107V106H199ZM230 107V106H228ZM6 108V107H5ZM16 110V108H18L17 106L13 107L12 109ZM143 108H146V107H143ZM152 108H155V107H152ZM151 108V109H152ZM158 108V109H160ZM205 108V107H204ZM9 109V108H8ZM103 111H105L103 109V107L101 108ZM119 110V108H117ZM124 109V108H122ZM127 109V108H125ZM124 109V110H125ZM133 109V108H132ZM129 108V110H132ZM138 109H140L142 112L138 111ZM146 109V110H147ZM156 109V108H155ZM153 110L155 112L158 113V109L156 110ZM219 109V108H218ZM7 110V109H6ZM11 110V109H10ZM13 110V112L15 113L16 111ZM111 110V109H110ZM129 110H126L122 116H124L126 113H128ZM207 110V108H206ZM213 110V109H212ZM9 112V110H7ZM134 111V110H133ZM185 111H188L187 109ZM219 111V110H218ZM222 111V110H221ZM226 110H224L225 112ZM12 112V111H11ZM130 112V111H129ZM217 112V111H215ZM243 112L246 114H243ZM4 113V112H3ZM77 113V112H76ZM111 113V115H110ZM135 113V112H134ZM143 113L146 114V116H143ZM150 113H152L150 111ZM162 113V112H160ZM210 113H213V112H210ZM218 113V112H217ZM8 114H11V113H8ZM7 114V116H8ZM73 114V116H72ZM79 114V115H80ZM154 114V113H153ZM170 114V115H171ZM185 114V113H184ZM202 114V113H201ZM215 114V113H214ZM220 115H222L220 112H219ZM244 116H243V115ZM133 115V116H132ZM163 116V114H161ZM207 115V114H206ZM15 116V115H13ZM108 116V117H107ZM165 116L163 117V119L165 118ZM172 116V115H171ZM174 116V115H173ZM176 116V115H175ZM178 116V115H177ZM240 116V118H241ZM4 117V116H3ZM6 117V116H5ZM87 117V116H86ZM107 117V118H106ZM120 117V115H119ZM118 117V118H119ZM149 117V116H148ZM168 117V116H166ZM13 118V117H11ZM71 118V119H72ZM75 118V117H74ZM92 118V117H91ZM95 118V117H94ZM123 118V117H122ZM126 118V117H125ZM153 118V119H152ZM159 118V117H158ZM157 117L154 119V121L156 119H158ZM169 118V117H168ZM2 119V118H1ZM78 121H79V118L77 117ZM83 119V118H81ZM80 119V120H81ZM121 119V118H120ZM119 119V120H120ZM167 119V118H165ZM229 119V118H228ZM4 120V119H2ZM0 120V121H2ZM12 122L14 125H15V119H11ZM17 120V118H16ZM93 120H96V119H93ZM160 120V119H159ZM208 120V119H207ZM206 120V122H207ZM249 120V121H248ZM72 121V120H71ZM70 121V122H71ZM84 121V120H83ZM82 120L78 122V124L76 123V121H73L75 122V125H76V128L77 130L80 129V132H81V128L83 126V124L81 122H83ZM86 121V119H85ZM91 121V120H90ZM166 121V120H164ZM163 121V122H164ZM7 122V121H6ZM93 122V121H91ZM156 122V121H155ZM158 122V121H157ZM160 123H162L161 121H159ZM227 122V121H226ZM9 123V122H8ZM171 123V122H170ZM205 123V122H204ZM2 124V123H1ZM89 124V123H88ZM153 124V123H152ZM159 124V123H158ZM38 125V124H37ZM68 125V124H67ZM72 125V124H71ZM74 125V123H73ZM160 125V124H159ZM201 125V124H200ZM206 125V124H205ZM31 126V125H30ZM90 127V124L88 125ZM5 127V126H4ZM43 127V128H44ZM65 127V125L63 126ZM92 127V126H91ZM185 127V126H184ZM3 128V127H2ZM40 128V127H39ZM42 128V127H41ZM71 128V127H70ZM74 128V127H73ZM72 128V130H73ZM171 128V127H170ZM170 128H166L165 130L167 129H170ZM65 129V128H64ZM67 129V128H66ZM85 129V128H84ZM172 129H174L172 127ZM14 130V128H13ZM32 130V129H31ZM41 130V129H40ZM48 130V131H49ZM55 130V129H54ZM96 130V129H95ZM93 130V131H95ZM96 130V131H97ZM171 130V129H170ZM9 131V130H8ZM55 131V132H56ZM60 131V130H59ZM64 131V130H63ZM79 131V130H78ZM78 131H75V132H78ZM44 132V131H43ZM54 131H52L53 133ZM75 132H73L75 134ZM79 132V133H80ZM164 132V131H163ZM166 132V131H165ZM178 132V131H176ZM190 132V131H189ZM4 133V132H3ZM6 133V132H5ZM28 133V132H27ZM30 133V131H29ZM58 133V132H56ZM69 133V132H68ZM66 133V134H68ZM79 133L77 134V136H79ZM90 133V132H89ZM88 133V134H89ZM169 133V131H168ZM167 133V134H168ZM198 133H202V131L199 129ZM2 134V130L0 129V135ZM26 134V132H25ZM55 134V133H53ZM81 134V133H80ZM189 134V133H188ZM203 134V133H202ZM35 135V134H34ZM163 135V134H162ZM170 135H172L170 133ZM193 134H191L192 136ZM8 136V135H7ZM18 136V135H17ZM37 136V135H36ZM49 136V135H47ZM51 136V135H50ZM56 136V135H55ZM76 136V137H77ZM87 136V135H86ZM92 136V135H91ZM160 136V137H159ZM166 136V135H165ZM2 137V136H1ZM1 137H0V142H3V140L1 141ZM6 137V136H5ZM3 137V138H5ZM21 137V136H20ZM75 137V139H77ZM168 137V136H167ZM165 137V138H167ZM46 138V137H45ZM54 138V136H53ZM82 138V137H81ZM161 138V139H160ZM172 138V137H171ZM7 139H10V136L6 137L5 140ZM14 139V138H13ZM26 139V138H25ZM43 139V138H41ZM48 139V138H47ZM46 139V140H47ZM55 139V138H54ZM73 139V140H75ZM97 139V137H96ZM95 139V140H96ZM169 139V137L167 138V140ZM65 140V139H64ZM69 140V139H68ZM67 140V141H68ZM72 140V141H73ZM21 141V140H20ZM50 141V140H49ZM172 141V143L174 142ZM180 141V142H179ZM263 141V140H262ZM10 142V141H9ZM23 142V141H22ZM32 142V141H31ZM30 142V143H31ZM48 142V141H47ZM261 142V141H260ZM4 143V142H3ZM20 143V142H19ZM29 143V144H30ZM45 143V142H44ZM50 143V142H48ZM71 143V142H70ZM79 143V141H78ZM78 143L76 142V145H78ZM90 143V144H89ZM181 143V144H179ZM55 144V143H54ZM74 144V143H73ZM82 144V143H81ZM93 144V143H92ZM165 144V145H164ZM261 144V143H260ZM1 145V143H0ZM51 145V144H50ZM56 145V144H55ZM86 145V144H85ZM83 145V146H85ZM49 146V145H47ZM69 146V145H67ZM72 146V145H71ZM70 146V147H71ZM72 146V147H73ZM79 146V145H78ZM127 146V147H126ZM129 146L133 147V148H128ZM264 146V144H263ZM33 147V146H32ZM80 147V148H81ZM183 147V148H182ZM53 148V147H52ZM56 148V147H55ZM29 149V148H28ZM32 149V148H30ZM47 149V148H46ZM45 149V151H46ZM49 149V148H48ZM47 149V150H48ZM74 150V148H70V151L69 152H72L71 150ZM65 150V148L63 149ZM81 150V149H80ZM100 150V149H99ZM32 151V150H30ZM34 151V149H33ZM105 151V150H104ZM145 151V152H144ZM151 151V150H150ZM159 151V150H158ZM213 151V150H212ZM241 151V155L242 157H240V161L242 160H245L247 162L245 163H248L246 164L249 168H245L243 167L242 169L245 168V170H242L240 167H238V169H235L237 167H234L233 165V168H232V159L235 158L236 154ZM2 152V151H1ZM36 152V150H35ZM63 152V151H62ZM66 152V155H71L70 153L68 154V148L65 150ZM74 152V151H73ZM101 152V151H100ZM103 152V151H102ZM160 152V151H159ZM31 153V152H30ZM45 154V152H43ZM112 153H110L108 156H110ZM152 153V152H151ZM154 153H157L156 150ZM162 153V152H161ZM160 153V155H161ZM28 154V153H27ZM75 154V152H74ZM73 154V155H74ZM105 154V153H104ZM148 154V153H147ZM164 154V152H163ZM163 154L161 157H163ZM214 154V153H213ZM216 154V153H215ZM25 155V154H24ZM32 155V154H31ZM36 155V154H33V156ZM57 157L59 154H56ZM61 155V154H60ZM82 155V156H81ZM91 155V154H90ZM94 155V154H93ZM160 155H158L159 157L158 158H161ZM239 155V154H238ZM22 156V155H21ZM29 156V155H28ZM44 157V155H42ZM64 156V155H63ZM77 156H75L77 158ZM98 156V154H97ZM107 156V158H108ZM213 156V155H212ZM217 156V155H216ZM65 157V156H64ZM71 157V156H70ZM73 157V158H75ZM104 157H106L104 155ZM102 157V158H104ZM157 156H155L156 158ZM220 157L222 158L220 160ZM11 158V157H10ZM26 158V157H25ZM28 158V157H27ZM33 158V157H32ZM45 158V157H44ZM47 158V157H46ZM59 158V157H58ZM57 158V159H58ZM67 158V157H66ZM79 158V156H78ZM150 158V157H149ZM152 158V157H151ZM154 158V156H153ZM156 158V159H158ZM163 158V160H164ZM217 158V160H218ZM237 158V156H236ZM242 158V160H241ZM31 159V158H30ZM35 159V158H34ZM40 159V158H39ZM54 159V158H53ZM70 159V158H68ZM127 159V161H126ZM162 159V158H161ZM238 159V158H237ZM41 160V159H40ZM49 159H47V162H48ZM55 160V159H54ZM63 160V159H62ZM71 160V159H70ZM75 160V159H74ZM100 160V159H99ZM105 162L104 164H107L106 163V159L104 158ZM109 160V161H108ZM141 160V159H140ZM145 163L148 164L147 162L149 161L148 159H145ZM152 160V159H151ZM4 161V160H3ZM39 161V160H38ZM46 161V159H45ZM77 161V160H76ZM143 161V160H142ZM154 161V160H152ZM159 161V160H158ZM218 161V163H219ZM233 161H236L235 159ZM17 162V161H16ZM30 162V161H29ZM43 162V160H41V163ZM51 162H54L51 160ZM63 162V161H62ZM65 162V161H64ZM101 161V163H103ZM135 162V161H134ZM137 162V161H136ZM135 162V163H136ZM244 162V161H242ZM33 163V162H32ZM37 163V162H36ZM40 163V164H41ZM50 163V161H49ZM49 163H47L48 165L47 166H51ZM57 163V162H56ZM71 163V162H70ZM100 163V162H99ZM98 163V164H99ZM126 163V164H125ZM134 163V164H135ZM139 163V161L137 162ZM143 163V164H145ZM153 163V162H152ZM155 163V162H154ZM153 163V164H154ZM221 163V162H220ZM221 163V164H222ZM245 163H242L245 165ZM43 164V163H42ZM59 163H57L56 167L55 165H53L54 168L58 169L57 166H58ZM67 164H69L67 162ZM103 164V165H104ZM112 162L110 161V163H108L106 166H104V173L107 175V177H109L108 175L111 176V174L113 173V171L116 169H113L111 166ZM133 164V163H132ZM156 164L157 161H156ZM160 164V162H159ZM158 164V165H159ZM215 164H216V161H215ZM231 164V165H230ZM235 164V163H234ZM21 165L22 162H21ZM34 165V164H33ZM44 165V164H43ZM60 166L62 165L59 164ZM64 165V164H63ZM75 165V163H74ZM138 173H137V170H136V175L138 176V180L139 181H142L143 180L145 181V179H148L149 181L148 182H155L153 180L155 179H152V177H150L151 174H148L150 172H148L149 170V167L148 166L146 168L147 165H145V167L142 165V164H138ZM149 165V164H148ZM151 165V164H150ZM155 165V164H154ZM243 165V166H244ZM245 165V166H246ZM37 166V165H36ZM40 166V165H39ZM37 166V168L39 167ZM77 166V164L75 165ZM92 166V165H90ZM152 166V165H151ZM156 166V165H155ZM241 166V164H240ZM35 167V166H34ZM46 167V166H45ZM59 167V166H58ZM95 167V166H94ZM92 167V168H94ZM97 167V166H96ZM133 168V166H131ZM153 167V166H152ZM163 167V166H162ZM182 167V166H180ZM190 167V166H189ZM194 167V166H193ZM191 165V168L192 170H194ZM197 167V166H196ZM242 167V166H241ZM20 168V167H19ZM29 168V167H28ZM36 168V169H37ZM41 168L43 169L42 166H40L38 169L41 170ZM70 170L71 167H69V165H65L63 168L60 167L59 170H56L57 172L59 171H66L68 172V169ZM103 168V166H102ZM100 168V171H102L103 169ZM131 170L130 168V164H129V167H127ZM161 169V167H159ZM187 168V167H186ZM190 168V169H191ZM217 168V167H216ZM241 170H240V169ZM31 169V167H30ZM35 170V168H33ZM37 169V170H38ZM51 169V168H50ZM95 169V168H94ZM99 169V168H98ZM97 169V171H98ZM119 169V168H118ZM126 170V168H123ZM127 169V170H129ZM151 169V167H150ZM158 169V168H157ZM159 169V170H160ZM165 169V168H164ZM163 169V170H164ZM180 168H177V170H179ZM215 169V168H214ZM21 170V169H20ZM27 170V169H26ZM44 170V169H43ZM53 170V168L51 169ZM72 172L73 169H71ZM117 170V169H116ZM123 170V171H125ZM134 170V169H133ZM154 170V169H153ZM195 170H197V168H195ZM198 170L200 171L201 169L198 168ZM207 171L209 169H206ZM213 170V169H212ZM32 171V170H31ZM30 171V172H31ZM47 171V170H46ZM54 171V172H56ZM91 171V170H90ZM122 171V170H121ZM151 171V170H150ZM203 171V170H202ZM211 171V170H209ZM208 171V172H209ZM52 172V171H51ZM53 172V173H54ZM56 172V173H57ZM61 172V173H62ZM65 172V173H66ZM78 172V171H77ZM129 172V171H128ZM135 172V171H133ZM153 172V171H152ZM156 172V171H155ZM180 172V173H179ZM181 172H184L183 170L182 171H178V173L181 175L182 173ZM197 172V171H196ZM3 173V172H2ZM27 173V172H26ZM48 173V172H47ZM70 173V172H68ZM82 173V172H81ZM94 173V172H93ZM103 173V176H105ZM116 173H118V176H119V172H115V174H112L113 175H117ZM122 173V172H121ZM124 173V172H123ZM127 173V171H126ZM124 174V176L122 174H120V176L122 175V177H124L123 179H126L128 177L125 178V175L127 176V174ZM130 173V172H129ZM177 173V174H178ZM188 173V172H187ZM204 173V172H203ZM202 173V175H204ZM217 173L219 175H217ZM44 174V173H41V175ZM46 174V172H45ZM49 174H50V171H49ZM58 174V173H57ZM77 174V173H76ZM135 174V173H134ZM139 174V175H138ZM167 174V176H168ZM191 174V173H190ZM195 174V173H194ZM201 174V173H200ZM63 175V173H62ZM61 174H59V177L61 176ZM66 175V174H64ZM63 175V178H61L62 180L64 179V177H67L65 178L64 180H68V177L72 176L71 173L70 175H66L64 176ZM94 175V174H93ZM155 175V174H154ZM164 174L162 173V176ZM166 175V174H165ZM184 175V173H183ZM182 175V176H183ZM187 175V174H186ZM192 175V174H191ZM197 175V174H195ZM85 176H88V175H85ZM99 176H101V173L99 174ZM117 176V177H118ZM129 176V175H128ZM132 176H134L132 174ZM136 176V177H137ZM162 176H159V177H162ZM178 176V175H177ZM177 176H176V179H177ZM201 176V175H200ZM38 177V176H36ZM36 177H33L36 179ZM42 177V176H41ZM40 177V178H41ZM44 177V176H43ZM50 177V176H49ZM58 177V178H59ZM78 177V176H77ZM80 177V176H79ZM121 177V178H122ZM130 177H131V174H130ZM158 177V178H159ZM166 178V176H163V178ZM181 176H179L180 178ZM191 177V176H190ZM204 179H205V176H203ZM226 177L228 179H226ZM56 178V176L52 177L51 180H54ZM81 178V177H80ZM85 178V177H84ZM83 178V179H84ZM91 178V176H90ZM101 178V177H100ZM104 178V177H103ZM120 178V177H119ZM132 178V177H131ZM151 178V179H150ZM164 178V179H165ZM172 178V177H171ZM199 178V177H198ZM207 178V176H206ZM231 178V177H230ZM234 178V179H235ZM236 178V179H238ZM38 179V178H37ZM44 179V178H43ZM46 179V178H45ZM70 179V178H69ZM74 179H75V176H74ZM78 179V178H77ZM87 179H89V177H87ZM94 179V178H93ZM130 179V178H128ZM133 179V178H132ZM135 179V178H134ZM160 179V178H159ZM158 179V180H159ZM161 179V180H162ZM181 179V178H180ZM232 179V180H234ZM20 180V178H19ZM42 180V179H41ZM48 180V179H46ZM57 180V179H55ZM60 181L57 180V181H60L59 184L64 185V182L63 181ZM82 180V179H81ZM90 180V179H89ZM87 180V181H89ZM99 180H104L107 182V178L105 179H99ZM110 180V179H109ZM114 180V179H112ZM122 180V179H120ZM152 180V181H150ZM169 180V179H167ZM174 180V179H173ZM179 180V179H177ZM176 180V184L177 182L179 183V181ZM191 180V179H190ZM208 180V179H207ZM231 180V181H232ZM239 180V179H238ZM241 180V181H242ZM29 181H34L33 180H29ZM38 181V180H37ZM45 181V180H44ZM50 181V180H49ZM70 181V180H69ZM68 181V183H69ZM72 181V180H71ZM74 181V180H73ZM87 181L83 182V183H87ZM102 181L104 184L106 182ZM111 181V180H110ZM132 181V180H131ZM135 183H138L137 180H134ZM133 181V182H134ZM166 181V180H165ZM163 180V182H165ZM171 181V180H170ZM169 181V182H170ZM175 181V180H174ZM206 181V180H205ZM226 181V182H227ZM240 181V180H239ZM48 182V181H46ZM75 182V181H74ZM78 182V181H77ZM112 182V181H111ZM110 182V183H111ZM118 182V181H117ZM122 182V181H121ZM128 182V181H127ZM130 182V181H129ZM147 182V183H148ZM160 182V181H159ZM158 182V183H159ZM197 181H194V183H196ZM204 182V181H203ZM202 182V183H203ZM207 182V181H206ZM210 182V181H209ZM208 182V184H209ZM233 182V181H232ZM236 182V181H235ZM242 182V183H244ZM76 183V182H75ZM79 183V182H78ZM94 183V182H93ZM96 183V182H95ZM115 183V182H114ZM125 183V182H124ZM162 183V182H161ZM159 183V184H161ZM183 183V182H182ZM228 183V182H227ZM230 183V182H229ZM22 184V183H21ZM28 184V183H27ZM54 185V186H51ZM51 184L48 183V185H50L49 187H53V189H55V186H57V183L55 184V182H51ZM58 184L57 187H59L60 185ZM71 184V183H69ZM77 184V183H76ZM101 184V183H100ZM99 184V185H100ZM104 184H102L103 186H105ZM116 184V183H115ZM142 184V183H141ZM149 184V183H148ZM158 184V185H159ZM168 184L165 183V184H162L164 186H162L161 188L162 189H165V185ZM208 184L206 186H208ZM239 184V183H238ZM19 185V183H18ZM30 185V183H29ZM62 185V186H63ZM79 185V184H78ZM106 185H109V182L108 184ZM111 185V184H110ZM109 185V187H110ZM121 185V184H120ZM122 185H123V182H122ZM127 185V184H126ZM131 185V184H130ZM154 185V184H153ZM172 185L175 186L174 183H172ZM190 185H192L190 183ZM7 186V185H6ZM43 186V184H42ZM46 186V185H45ZM66 186H69V185H66L65 184V187ZM75 186V185H74ZM74 186L71 185V187L74 188ZM114 186V185H113ZM143 186V185H142ZM147 186V185H146ZM177 186V185H176ZM181 186V185H180ZM179 186V188H180ZM195 186V185H193ZM223 187V184L221 185ZM236 186V185H235ZM238 186V185H237ZM240 186H241V183H240ZM239 186V187H240ZM249 186V185H248ZM21 187V186H20ZM39 189H38V192L42 193V190H41V186L39 185L38 186ZM56 187V189H57ZM101 187V186H100ZM112 187V186H111ZM134 187V186H133ZM140 187V186H139ZM149 187V186H148ZM151 187V186H150ZM154 186H152V189ZM171 187V185H170ZM178 187V186H177ZM177 187H173L174 189H176L178 192H175L172 195V197L170 199H168V196H167V203H172V205H174L175 203L174 200L175 198L177 197H181V194L182 192H185L187 190H185V188L188 189V187H183L184 190L182 189V187L180 188V190L177 189ZM242 187V186H241ZM264 187V186H263ZM262 187V188H263ZM2 188V186H1ZM4 188H5V185H4ZM34 188V187H33ZM46 188V187H45ZM64 188V187H63ZM68 188V187H67ZM72 188V189H73ZM115 188V187H114ZM159 188V187H158ZM169 188V187H168ZM202 188V187H201ZM200 188V189H201ZM213 188V189H214ZM216 188V190H217ZM233 188V187H232ZM247 188V186H246ZM3 189V188H2ZM6 189V188H5ZM11 189V188H10ZM9 189V190H10ZM29 189V188H28ZM28 189H27V192H28ZM47 189L50 190V188H48L47 186ZM52 189V190H53ZM60 189V188H59ZM59 189L57 192H59ZM65 189V188H64ZM70 190V188H68ZM67 189V190H68ZM75 189H80L81 188H75ZM74 189V190H75ZM103 189V188H102ZM111 189V188H110ZM109 189V190H110ZM117 189V188H116ZM140 189V188H139ZM138 189V190H139ZM151 189V190H152ZM172 189V191L174 190ZM182 189V190H181ZM193 189H196V188H193ZM192 189V190H193ZM199 188L197 189V191H200V193H203V194H206L208 193L209 189H204L202 188L203 192H201L202 190H200ZM212 189V188H211ZM212 189V190H213ZM219 189V188H218ZM252 189V188H251ZM250 189V191H251ZM8 191V189H6ZM6 190L3 189V191L5 192ZM15 190V189H13ZM48 190V192H49ZM62 191V189H60ZM82 190V189H81ZM108 190V189H107ZM157 191V189H155ZM153 190V191H155ZM167 190V189H165ZM211 190V191H212ZM215 190V189H214ZM213 190V192H214ZM220 190V189H219ZM236 190V189H235ZM234 190V191H235ZM238 190V189H237ZM236 190V191H237ZM31 191V194H30V197L31 195L32 198L35 197L34 194V189L33 190H30ZM54 191V190H53ZM76 191V190H75ZM74 191V192H75ZM132 191V190H131ZM136 191V190H135ZM145 191V190H144ZM161 191V190H160ZM164 191V190H163ZM196 191V190H195ZM218 191V190H217ZM216 191V192H217ZM231 191V190H230ZM233 191V190H232ZM233 191V192H234ZM260 191V189H259ZM264 191V190H263ZM3 192V194H5ZM12 192V191H11ZM34 192V194H33ZM45 192V191H44ZM47 192V193H48ZM64 192V190H63ZM81 192V191H80ZM79 192V193H80ZM95 192V191H94ZM107 192V191H106ZM137 192V191H136ZM152 192V191H150ZM149 192V193H150ZM167 192V191H166ZM171 192V190H170ZM188 192V191H187ZM193 192V191H191ZM232 192V193H233ZM14 193V192H12ZM16 193V191H15ZM19 193V192H18ZM26 193V191L24 192V194ZM50 193V192H49ZM48 193V194H49ZM82 193V192H81ZM98 193V191H97ZM115 193V192H114ZM129 193V192H128ZM158 193V192H157ZM169 193V190L168 192ZM198 194V192H196ZM240 192H238L237 194L239 195ZM253 193V191H252ZM21 193H19L20 195ZM37 194V193H36ZM43 194V193H42ZM63 194V193H61ZM67 194V193H65ZM69 194H74V193H70ZM121 192H116V196H117V199L115 198V200L113 199H109L110 198H113L111 196H106V199L110 202H114L117 204V201L118 199H122L124 200L126 203L128 202H131L130 204H126L128 205L127 207H132V205H134L133 207L135 206H139L140 202L139 201H132V199H128L126 197H123L124 195L121 196ZM133 194V193H132ZM156 194V193H155ZM186 194V192L184 193ZM189 194V193H188ZM188 194H186L188 196ZM211 194V193H210ZM241 194V193H240ZM251 194V193H250ZM11 196V194H8ZM28 195V193H27ZM26 195V196H27ZM39 194H37L38 196ZM45 195V194H44ZM64 195V194H63ZM62 195V196H63ZM70 195H65V199H66V196H69ZM90 195V194H89ZM127 195V193H126ZM131 195V193H130ZM130 195H129V198H130ZM138 195V194H137ZM153 195V194H152ZM190 195V194H189ZM193 195V193H192ZM196 195V194H195ZM202 195V194H200ZM199 197H202L200 196ZM219 194H217L218 196ZM234 195V194H233ZM14 196H18L17 194L13 195V198H15ZM75 196V195H74ZM93 196V195H92ZM104 196V198H105ZM115 196V195H114ZM170 196V195H169ZM183 196V195H182ZM191 196V195H190ZM230 196V195H229ZM228 196V197H229ZM241 196V195H240ZM20 197V196H19ZM25 197V195L23 196ZM73 197V196H70V198ZM77 197V196H76ZM75 197V198H76ZM82 197V196H80ZM84 197V196H83ZM99 197L101 198V196L99 195ZM103 197V195H102ZM138 197V196H137ZM166 195L162 198L163 202L164 200L166 199L165 198ZM184 197V196H183ZM204 197V196H203ZM206 197V196H205ZM220 197V196H219ZM242 197V196H241ZM247 197V196H246ZM245 197V198H246ZM54 198V197H53ZM60 201V197H58ZM102 198V199H104ZM124 198H126L127 200H125ZM165 198V199H164ZM187 198V197H186ZM238 199L240 197H237ZM248 198V197H247ZM246 198V200H248ZM10 199V198H9ZM24 199V198H23ZM56 199V197H55ZM83 199V198H82ZM105 199V200H106ZM182 199V198H180ZM228 199V198H227ZM232 199V198H230ZM8 200V198H7ZM6 200V201H7ZM17 200V199H16ZM29 200V199H28ZM56 200V201H57ZM81 200V199H80ZM86 200V199H85ZM105 200H103L105 202ZM119 200V201H120ZM130 200V201H129ZM137 200V199H136ZM160 200V198H159ZM234 200V196H233V199L232 201ZM235 200H236V197H235ZM239 200H242V198H240ZM245 200V199H244ZM21 201V199H20ZM98 201V200H97ZM118 201V202H119ZM124 201H122L124 203ZM160 200V206L157 205V207H164L163 202ZM9 201H7L8 203ZM13 202V201H12ZM23 202V200H22ZM61 202V201H60ZM62 202L64 204V200L62 199ZM83 202H84V199H83ZM87 202V201H85ZM90 202V201H89ZM113 202L110 203V205L112 204L113 205ZM230 202V201H229ZM244 202V201H243ZM6 203V202H5ZM51 203V202H50ZM107 203V202H106ZM109 203H107L109 205ZM121 203V202H120ZM159 203V202H158ZM236 203V202H235ZM241 203V202H240ZM24 204V203H23ZM165 204V203H164ZM245 204V202H244ZM39 205V204H38ZM99 205V204H98ZM115 205V206H116ZM122 205V204H121ZM170 205V204H169ZM168 205V206H169ZM4 206V205H3ZM5 206H7L5 204ZM11 206V205H10ZM9 206V207H10ZM83 206V204L81 205ZM167 206V205H166ZM208 206V205H207ZM235 206V205H234ZM264 206V204H263ZM122 207V206H121ZM126 207V208H127ZM140 208L139 209H142L144 210L142 213H146L150 210H147L146 207L142 208L141 206H139ZM157 207L155 210H157ZM211 207V206H210ZM209 207V208H210ZM238 207V206H237ZM2 208V207H1ZM8 208V207H7ZM130 209V208H128ZM132 209V208H131ZM161 209V208H159ZM2 210V209H1ZM105 210V209H104ZM107 210V209H106ZM126 210V209H125ZM154 210V212H156ZM121 211V210H120ZM128 211V210H127ZM146 211V212H145ZM153 210L151 209V212ZM158 211V210H157ZM160 211V210H159ZM158 211V212H159ZM244 211V210H243ZM0 212H3V211H0ZM88 212V211H87ZM122 212V211H121ZM126 212V211H124ZM150 212V213H151ZM126 213H129V212H126ZM105 214V213H104ZM113 214V213H112ZM115 214V213H114ZM113 214V215H114ZM120 214V213H119ZM119 214L117 217H114L118 219L119 217ZM130 216H131V210H130ZM133 214V213H132ZM149 214V213H148ZM171 214V212H170ZM3 215V214H2ZM68 215V214H67ZM155 215V214H154ZM261 215V214H260ZM121 216V215H120ZM136 216V215H135ZM249 216V215H248ZM252 216V215H251ZM263 216V215H262ZM3 217V216H2ZM1 217V218H2ZM112 217V219H113ZM133 217V216H132ZM137 217V216H136ZM135 217V218H136ZM247 217V216H246ZM250 217V216H249ZM261 217V216H260ZM255 218H258V217H255ZM149 219V218H148ZM156 219V217H155ZM247 219V218H246ZM106 220V219H105ZM236 220V219H235ZM263 220V219H262ZM107 221V220H106ZM105 221V222H106ZM111 221V220H109ZM135 221V219L133 220ZM251 221V220H250ZM258 221V220H257ZM261 221V220H260ZM108 222V221H107ZM106 222V223H107ZM121 222V221H120ZM127 222V221H126ZM159 222V221H158ZM158 222L156 221H152V220H148L146 221L147 225L149 224L148 228L151 227L152 230H154L153 228H156V226H158ZM256 221H254L255 223ZM260 223V222H258ZM143 224V223H142ZM145 224V223H144ZM161 224V223H160ZM159 224V225H160ZM256 224V223H255ZM263 224V223H262ZM146 225V224H145ZM161 226V225H160ZM159 226V227H160ZM164 226V225H163ZM257 226V225H255ZM259 226V225H258ZM258 226L256 228H258ZM261 226V224H260ZM264 226V225H263ZM100 227V226H99ZM147 227V226H146ZM144 227V228H146ZM147 228V229H148ZM97 229V227H96ZM240 229V228H239ZM261 229V228H259ZM258 229V230H259ZM150 230V229H149ZM246 230V229H245ZM149 233V232H148ZM257 233V232H256ZM264 236V235H263ZM117 239V238H116ZM115 239V240H116ZM264 239V237H263ZM127 241V240H126ZM264 241V240H263ZM253 249V248H252ZM261 249V246L260 248L258 247V249H254L255 251L256 250H259ZM263 250V249H262ZM254 251V252H255ZM257 252V251H256ZM255 252V253H256ZM259 252V251H258ZM257 252V253H258ZM256 253V255H257ZM261 252L258 253V256H260ZM263 254V253H262ZM261 254V255H262ZM263 256V255H262ZM262 258V257H260ZM259 257L257 260H261ZM264 258V257H263ZM262 258V259H263ZM255 260V258H254ZM250 261V260H249ZM256 262V261H255ZM259 262V261H258ZM261 264V263H260ZM264 264V263H263Z\"/></svg>",
  "mask_w": 264,
  "mask_h": 264
}]
</instances>
